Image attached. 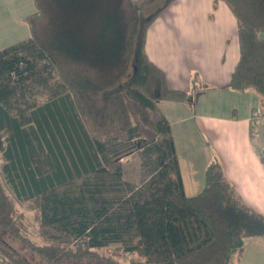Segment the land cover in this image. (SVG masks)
I'll list each match as a JSON object with an SVG mask.
<instances>
[{
  "label": "trees",
  "instance_id": "1",
  "mask_svg": "<svg viewBox=\"0 0 264 264\" xmlns=\"http://www.w3.org/2000/svg\"><path fill=\"white\" fill-rule=\"evenodd\" d=\"M146 1L34 0L28 38L0 49V264H31L14 241L45 264H118L99 253L114 245L132 264H234L247 239L264 236V216L217 164L198 194H185L158 103L188 96L168 87L144 48L173 0L140 21ZM219 1L236 20L239 48L224 87L254 91L264 108V0ZM137 150L151 170L135 187L120 160ZM29 199L42 243L18 209Z\"/></svg>",
  "mask_w": 264,
  "mask_h": 264
},
{
  "label": "crops",
  "instance_id": "2",
  "mask_svg": "<svg viewBox=\"0 0 264 264\" xmlns=\"http://www.w3.org/2000/svg\"><path fill=\"white\" fill-rule=\"evenodd\" d=\"M35 11L34 0H0V49L28 38L25 18ZM144 48L168 87L188 96L158 103L170 124L185 194L198 184L184 159H200L204 183L206 167L215 163L242 202L264 216V125L249 121L259 96L224 87L239 56L236 20L226 4L171 1L147 28ZM233 262L264 264V236L247 239Z\"/></svg>",
  "mask_w": 264,
  "mask_h": 264
},
{
  "label": "rangeland",
  "instance_id": "3",
  "mask_svg": "<svg viewBox=\"0 0 264 264\" xmlns=\"http://www.w3.org/2000/svg\"><path fill=\"white\" fill-rule=\"evenodd\" d=\"M165 0H148L146 1L143 6L141 7L138 15L140 21L145 20L155 12H157L161 7L165 5ZM27 25V24H26ZM262 37H264V33L261 34ZM133 60L130 61L127 73L131 74L133 72ZM125 80V79H124ZM132 125L134 126L135 123L132 120ZM136 135L138 136L135 141H142L144 138V134L141 133V131L138 130L137 127H135ZM123 142L119 143L120 146H123ZM152 157V156H151ZM151 159V158H150ZM183 160V159H182ZM188 164H186V170L189 169L187 174H191L190 180L196 182L198 185H194L190 187L189 185L186 188V194L189 196L195 195L201 188L203 187L204 183V177H203V171L201 174H198V165L200 163V159H184ZM190 160V162L188 161ZM192 162V163H191ZM120 163L122 165V176L123 180L125 182L131 183L133 186L138 187L141 185L143 181L148 177L149 172L151 170V164H146L144 161V157L142 155V152L140 150L134 151L126 156H124ZM195 163V166L193 164ZM3 165V159H1L0 154V176L3 177L4 175L1 174V167ZM192 166V169L190 168ZM197 167V168H196ZM220 167V166H219ZM45 168V167H44ZM221 169V168H220ZM195 170V171H194ZM200 175L199 179L198 176ZM196 180V181H195ZM18 209L22 211V213L25 216L26 222L30 226V233L31 238L36 243H42L45 241L44 237L41 235V232L39 231V224H40V218H39V209L36 207L35 202L32 199H29L25 203L19 205ZM12 246L19 250L20 254L26 258V260L31 264H45V262L40 259L37 255L32 254L29 250L26 248H23L18 242L14 241L11 243ZM100 254H103L105 256H112V258L118 262V264H132L131 259L134 257L132 255H126L121 252L119 246H109L101 251H99ZM61 264H105L99 260H87L84 259L80 262L75 263H68V262H62Z\"/></svg>",
  "mask_w": 264,
  "mask_h": 264
},
{
  "label": "built area",
  "instance_id": "4",
  "mask_svg": "<svg viewBox=\"0 0 264 264\" xmlns=\"http://www.w3.org/2000/svg\"><path fill=\"white\" fill-rule=\"evenodd\" d=\"M249 121L252 126L264 125V108L261 105L252 111Z\"/></svg>",
  "mask_w": 264,
  "mask_h": 264
}]
</instances>
